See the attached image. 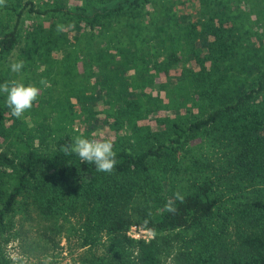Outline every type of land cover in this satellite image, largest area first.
Wrapping results in <instances>:
<instances>
[{
    "label": "trees",
    "instance_id": "1",
    "mask_svg": "<svg viewBox=\"0 0 264 264\" xmlns=\"http://www.w3.org/2000/svg\"><path fill=\"white\" fill-rule=\"evenodd\" d=\"M148 2L115 0L87 11L62 4L39 9L28 1V11L69 15L84 27H98V47L82 56L85 67L95 66L96 79L88 93L79 90L72 94L73 102L67 101L81 132L90 137L97 114L92 106L102 102L101 91L112 95L110 104L107 100L104 104L111 107L106 113L111 114L107 126L118 162L111 174L98 172L94 165L64 151L72 143L68 133L46 139L49 129L45 132L40 127L43 122L26 134L25 143L13 144V138L26 129L17 126L18 119L4 99L0 105V241L12 231L9 214L21 208L36 211L43 219H73L70 227L78 233V244H89L91 256L84 257L87 264H160L161 256L172 247L179 264H264L261 38L256 37L251 45L242 44L247 30L242 32L240 13L229 5L204 0L194 19L188 13L150 18L152 27L145 24L148 43L141 46L142 40L136 44L134 37L141 36L142 27L136 29L135 23L141 22ZM2 6L18 18L21 7ZM108 17L114 23L107 22ZM17 20L0 36V54L8 53L18 41ZM55 26L50 23V32L43 33L53 42L65 32ZM52 29L58 30L57 37ZM40 32L35 25L24 39ZM136 72L162 74L174 83L173 96L160 103L162 108L174 106L178 111L188 102L203 104L197 99L211 107L202 116L192 114L182 120L158 115V127L149 132L161 138L133 150L118 130L137 106V95L128 91ZM242 73L253 74L251 83L234 77ZM199 134L220 142L214 147L218 153L215 162L206 169L196 158L183 160L188 140ZM37 139L39 143H35ZM156 174L164 177L165 186L156 180ZM254 188L256 193H250ZM176 191L184 200L176 201L175 212H166L165 202ZM130 224H139L154 236L132 238L126 233ZM46 231L49 237L52 231ZM102 233L107 237L100 241ZM98 246L101 250L95 254L92 249Z\"/></svg>",
    "mask_w": 264,
    "mask_h": 264
},
{
    "label": "rangeland",
    "instance_id": "2",
    "mask_svg": "<svg viewBox=\"0 0 264 264\" xmlns=\"http://www.w3.org/2000/svg\"><path fill=\"white\" fill-rule=\"evenodd\" d=\"M28 1L39 9L47 8L54 4H62L67 8L80 6L87 11H89V7L94 5H111L115 2V0H6L5 4L21 7L18 18H16L11 9L0 6V36L9 31L15 20L18 19L16 29L19 37L8 53L0 54V83L15 79L25 84H35L41 88V92L37 100L33 102L32 108L17 121L18 127L26 129L25 134L13 138L12 143L18 146L22 145V142L25 143L26 134L39 125V122H43L40 127L45 132H47V128L49 129L46 139L54 138L58 133H68L73 137L78 134L73 131L74 128L82 130L81 125L75 119L76 115L73 112H69L71 102L69 103L67 100L72 101V94L79 92V90L80 93L82 91L88 93L90 84L94 83L96 77L92 72H95V66L87 67L86 65L85 67L82 63V56H85L88 50L97 48L98 46L95 45H99L100 41L97 32L98 27H84L80 22L75 23L74 19L69 15H60L50 11L41 13L28 11L26 9L29 5ZM203 1L150 0L145 5V13L139 17L141 22L135 23L136 29L137 25L139 28L142 27L140 34L141 36L144 35L142 37H134L136 44H139L140 40H142L139 44L141 46L148 43L145 41V38L148 37L145 33V24L148 27H152L150 18L163 17L162 14L164 13H188L190 14V19H194L197 17L198 12L201 11L200 5ZM209 1L229 5L233 11L235 9L237 13H240L241 18L244 19L242 32L243 28L247 30V32H243L246 38H241V43L251 45L252 41L256 40V37L261 38L262 50L264 51V0ZM106 19L107 22L114 23L112 18L108 17ZM136 19L135 17L133 21ZM107 22H105L103 27L106 26ZM50 23L56 25L55 27L58 30L65 31L64 36L59 38L57 37L58 30H53V28V35L57 37L54 42L43 35L45 32H50ZM35 25L40 28L41 32L37 35L34 34L32 39H24L25 33ZM243 33L240 35L243 36ZM100 45H102V42ZM14 61H23L24 63L19 73H13L10 70L9 65ZM137 63L140 65L142 60L138 59ZM132 71L133 69L129 73H132ZM89 73H91L90 77ZM132 75L133 78L130 80L128 91L135 93V96L137 95V106L133 108L130 119L123 123L118 131L122 134V140L126 141L133 150L154 144L161 138L151 135L149 132L151 129L154 130V128L158 127V124H155V117L158 115L165 114L171 119L182 120L192 114L202 116L211 107L207 102L197 99L198 103L203 104L191 105L188 102L186 106H180L178 111L175 110L174 106L162 108L160 103L166 102V97L173 96L172 86L174 83L171 84V81L162 74L136 72ZM252 76L253 74L251 73H242L234 77L239 78L240 81L243 79L251 83L253 80ZM229 78L232 79V76L230 75ZM41 79H46L51 86L42 87L39 84ZM162 84H165L166 87H161L160 85ZM99 95L103 97V100L92 106L97 114L96 119L92 120V123L95 124L92 128L93 130L89 133L90 137L102 135L109 139L112 136V132L109 130L107 122L111 114L106 113L111 111V107L105 105L104 102L107 100L105 103L110 104L112 95L106 91H101ZM4 99V95L0 94V103H2L0 105H3ZM155 100L158 102L159 107H156ZM159 126L162 125L160 124ZM18 130L19 128H17L16 132ZM7 142L4 141L3 143ZM35 143H39L38 139ZM188 143L189 149L183 154V160L189 162V160L196 158L205 169L215 162L218 153H216L214 147L215 144L220 145L219 141H214L211 137H207L206 134H199L195 138L189 139ZM156 180L160 185L163 184L165 186L163 176L156 174ZM250 193H256V189H252ZM220 196L223 198L222 195ZM18 206H22V203ZM9 216L13 220V228L12 231L9 230V237L0 241V264H13L12 257L14 255L26 257L29 264H42V258L45 256L52 257V264H87L84 257L91 256L89 244H78L80 241L77 236L78 233L73 230L74 227H70L71 223H74L73 219L64 222L61 219H57V217L47 216V219H43L38 217L36 211H24L21 208L15 210L13 214L10 213ZM135 225L141 231L131 232L133 233L132 238L150 239L154 236L151 230L139 224ZM46 230L52 231L49 233V237L45 235L48 233ZM106 237L102 233L99 236L100 241L105 240ZM173 240L176 242L175 238ZM172 248L168 254L161 256L160 264H179V261L173 258L174 250ZM100 250V246L92 249L95 254ZM130 255H133V251Z\"/></svg>",
    "mask_w": 264,
    "mask_h": 264
},
{
    "label": "clouds",
    "instance_id": "3",
    "mask_svg": "<svg viewBox=\"0 0 264 264\" xmlns=\"http://www.w3.org/2000/svg\"><path fill=\"white\" fill-rule=\"evenodd\" d=\"M5 2L6 0H0V6ZM23 66V61H14L9 65L13 73H19ZM39 84L44 88L51 86L46 79H41ZM40 92L41 88L37 85L25 84L15 79L0 83V94L4 95L6 106L12 116L17 119L22 118L32 108L33 102L37 100ZM73 131L78 134L72 137V143L66 145L64 151L74 153L82 162L94 165L98 172L111 174L118 162L117 153L114 151V142L102 135L90 138L79 128H74ZM173 197H169L165 202L164 210L166 212H175L176 201L182 203L184 200V195L179 191L174 192ZM12 259L13 264H29L28 259L22 255H14ZM42 264H52V257L42 258Z\"/></svg>",
    "mask_w": 264,
    "mask_h": 264
},
{
    "label": "built area",
    "instance_id": "4",
    "mask_svg": "<svg viewBox=\"0 0 264 264\" xmlns=\"http://www.w3.org/2000/svg\"><path fill=\"white\" fill-rule=\"evenodd\" d=\"M134 231H141V229H139V227H137L135 224H131V225H129L128 230H127V233H128L130 236H132L133 233H131V232H134Z\"/></svg>",
    "mask_w": 264,
    "mask_h": 264
}]
</instances>
